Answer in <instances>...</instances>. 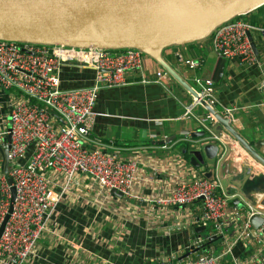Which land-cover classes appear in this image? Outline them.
<instances>
[{
	"label": "crops",
	"instance_id": "0c3cea01",
	"mask_svg": "<svg viewBox=\"0 0 264 264\" xmlns=\"http://www.w3.org/2000/svg\"><path fill=\"white\" fill-rule=\"evenodd\" d=\"M254 14L256 10L239 18L247 21ZM254 33L261 45L260 51L257 47L261 67L224 59L222 73L217 75L219 58L207 37L171 45L156 54L144 53L142 75L129 72L126 85L100 89L89 143L100 140L118 158L136 160L134 191L141 201L108 194L85 175H78L71 190L62 193V176L49 174V196L56 202L55 210L35 255L25 264H157L170 253L182 257L195 238L210 234L207 228L197 231L199 227L192 223L200 215L199 204L165 207L153 201L171 193L173 174L191 176L200 173L201 167L205 175L211 173L208 178L219 179L230 204L249 202L264 216V38H260L264 33L253 32L252 38ZM199 58H205L200 69L184 64V59ZM196 75L214 77L217 121L207 122L209 132L201 124L207 108L194 105L190 118L184 117L191 101L188 89ZM94 76L93 68L77 64L63 65L60 72L65 89L90 86ZM142 76L147 82H142ZM20 97L0 87L1 131L9 126L8 103ZM196 131L205 135L192 136ZM211 134L226 144V155L219 162L218 157L210 160L203 153L194 155L202 144L212 141ZM30 151L21 163L29 160ZM192 156L199 166L190 162ZM233 251L246 263L264 255V242L257 237L241 240Z\"/></svg>",
	"mask_w": 264,
	"mask_h": 264
},
{
	"label": "built area",
	"instance_id": "2783aa9c",
	"mask_svg": "<svg viewBox=\"0 0 264 264\" xmlns=\"http://www.w3.org/2000/svg\"><path fill=\"white\" fill-rule=\"evenodd\" d=\"M264 33V26L251 24L241 18L231 19L210 33L213 53L218 58L238 60L243 65L261 67L248 33ZM143 51L125 48L120 51L101 47L46 45L21 41L0 40V87L13 90L21 97L9 102V126L0 130V139L10 135L8 174L0 169V224L10 206L11 190L8 176L13 180L16 197L12 211L0 236V264H25L35 255L38 240L48 230L56 202L49 196V174L63 178L61 192L70 191L78 175L90 177L100 190L122 194L126 200L141 201L134 191L138 178L136 160H124L106 150L100 142L90 145L89 138L95 121V104L100 89L127 84L126 74L142 75ZM77 64L95 71L90 86L65 89L60 72L63 65ZM192 70L200 69L203 60L184 59ZM188 89L190 104L184 117L189 119L194 105L209 107L201 124L209 132V121H217L215 82L211 77L196 75ZM142 82H147L142 76ZM261 86H264V79ZM213 110V111H212ZM229 109L225 110L228 115ZM211 142L225 146L218 162L226 155V144L211 134ZM207 137V138H208ZM30 151L27 162L20 160ZM1 163V156H0ZM191 176L173 174L174 187L166 196L154 199L156 205L180 207L197 202L200 215L193 218L197 227L203 226L209 235L222 238L218 251L200 250L206 238H195L188 251L195 255L179 258L170 253L157 264H264V255L242 263L233 248L238 241L255 237L264 242V226L253 233L249 218L262 215L252 204H230L218 178L206 177L203 167ZM114 195V194H113ZM116 196V195H114ZM232 224V229L229 226Z\"/></svg>",
	"mask_w": 264,
	"mask_h": 264
},
{
	"label": "water",
	"instance_id": "95a60500",
	"mask_svg": "<svg viewBox=\"0 0 264 264\" xmlns=\"http://www.w3.org/2000/svg\"><path fill=\"white\" fill-rule=\"evenodd\" d=\"M262 5L264 0H0V40L112 50L136 48L156 54L171 45L204 39L219 25ZM248 36L259 57L252 35L248 33ZM223 63L224 59L219 58L217 75L222 73ZM191 135L204 136L205 132L196 131ZM9 141V134L0 141V169L4 175L8 174ZM224 149L223 144L207 142L194 151V155L203 153L207 159L215 160ZM195 156L190 162L199 166ZM7 180L11 186V203L0 224V236L16 197L12 178L8 176ZM112 192L122 197L115 189ZM233 202L235 204L236 200ZM249 222L256 233L264 226V216L255 214ZM221 242L222 238L208 235L204 244ZM196 251H188L180 258Z\"/></svg>",
	"mask_w": 264,
	"mask_h": 264
},
{
	"label": "trees",
	"instance_id": "16d2710c",
	"mask_svg": "<svg viewBox=\"0 0 264 264\" xmlns=\"http://www.w3.org/2000/svg\"><path fill=\"white\" fill-rule=\"evenodd\" d=\"M257 11V14H254L252 16V18H250L249 20H247L249 23L251 24H257L255 22H262L261 24L264 23V5L258 7L255 9ZM254 11V10H253ZM252 12V11H251ZM250 13V12H249ZM247 13V14H249ZM242 17V15L236 16L235 18H239ZM114 51H120V49H113ZM188 152L185 154L186 158H189L188 156ZM206 242V241H205ZM212 245L216 248L214 249V251H218L219 250V245H214L213 243H210L209 245H206L203 243V248H206L207 251H210L212 248ZM205 246V247H204ZM202 247L200 248V250H202Z\"/></svg>",
	"mask_w": 264,
	"mask_h": 264
},
{
	"label": "rangeland",
	"instance_id": "374dc122",
	"mask_svg": "<svg viewBox=\"0 0 264 264\" xmlns=\"http://www.w3.org/2000/svg\"><path fill=\"white\" fill-rule=\"evenodd\" d=\"M233 19H237V18H233ZM255 23H257V25H260V26L263 25V24H261L262 22H255ZM256 33H257V32H256ZM255 35H256V34L254 33V34H253V38H254V40H255V42H256V44H257V47H258V49H259V51H260V49H261L260 46H261V45H260V43H259V40L257 41V39H255V37H254ZM208 37L210 38V36H208ZM206 38H207V37H206ZM260 38L263 39L264 37L261 36ZM211 48H212V46L210 47V49H211ZM211 51H212V49H211ZM143 56H147V55L143 53ZM202 59H203L204 62H205V58H202ZM203 66H204V64H203ZM200 76H201V75H200ZM203 166H204V165H203ZM204 234H206V233H204Z\"/></svg>",
	"mask_w": 264,
	"mask_h": 264
},
{
	"label": "clouds",
	"instance_id": "9594fccd",
	"mask_svg": "<svg viewBox=\"0 0 264 264\" xmlns=\"http://www.w3.org/2000/svg\"><path fill=\"white\" fill-rule=\"evenodd\" d=\"M243 15H245V14H243Z\"/></svg>",
	"mask_w": 264,
	"mask_h": 264
}]
</instances>
